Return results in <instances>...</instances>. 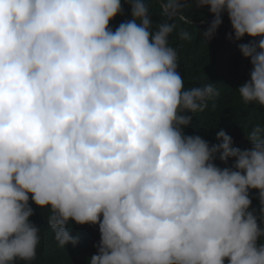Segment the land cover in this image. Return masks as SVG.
<instances>
[{
  "label": "clouds",
  "instance_id": "9594fccd",
  "mask_svg": "<svg viewBox=\"0 0 264 264\" xmlns=\"http://www.w3.org/2000/svg\"><path fill=\"white\" fill-rule=\"evenodd\" d=\"M129 3L113 32L120 0H0V264L36 257L29 194L62 248L77 243L71 221L99 225L87 264H264V128L245 150L223 130L211 147L185 135L183 113L216 86L185 90L174 25L153 32L145 0ZM196 5L214 16L205 40L225 12L235 40L260 38L240 45L252 70L238 91L264 107V0Z\"/></svg>",
  "mask_w": 264,
  "mask_h": 264
},
{
  "label": "trees",
  "instance_id": "16d2710c",
  "mask_svg": "<svg viewBox=\"0 0 264 264\" xmlns=\"http://www.w3.org/2000/svg\"><path fill=\"white\" fill-rule=\"evenodd\" d=\"M152 20L151 31H156L163 23L174 25L168 36V46L173 48L177 56V73L183 80L184 89L203 87L209 83L216 86V94L206 101V106L195 113H183L191 119L183 129L185 135H198L209 146L219 145L222 140L217 139L223 130L232 138V147L241 150L250 149L251 141L247 138L256 128H264V107L258 103H245L238 88L250 80L252 65L250 58L240 52V45L258 42L260 38L245 35L240 40L234 39V33L227 13L222 14V23L215 34L205 40L206 32L214 20L208 7L198 8L196 0H178L182 5L175 14L164 4L167 0H145ZM121 13L109 21V29L113 32L123 22L130 20L131 5L129 0H120ZM191 21V22H190ZM214 164L223 169L231 168L235 163L229 158L227 163L219 159V153L213 160ZM257 195L251 200L250 210L259 217L260 203ZM256 204V206H255ZM258 204V205H257ZM29 206L33 215L29 218L40 231L36 257L32 261H19L22 264H87L88 258L98 254L100 243L99 225L76 224L71 221L69 229L71 235L77 238V243H68L65 248L60 247L54 240V232L47 223L49 210L41 209L31 200ZM102 218V217H101ZM259 224V219H258ZM264 239V238H262ZM261 241L258 240L259 244ZM224 264H228L227 258Z\"/></svg>",
  "mask_w": 264,
  "mask_h": 264
},
{
  "label": "water",
  "instance_id": "95a60500",
  "mask_svg": "<svg viewBox=\"0 0 264 264\" xmlns=\"http://www.w3.org/2000/svg\"><path fill=\"white\" fill-rule=\"evenodd\" d=\"M166 12H167V14H170L169 11H166Z\"/></svg>",
  "mask_w": 264,
  "mask_h": 264
},
{
  "label": "bare ground",
  "instance_id": "6f19581e",
  "mask_svg": "<svg viewBox=\"0 0 264 264\" xmlns=\"http://www.w3.org/2000/svg\"><path fill=\"white\" fill-rule=\"evenodd\" d=\"M258 205V204H257ZM255 206H256V204H255ZM254 210V209H253Z\"/></svg>",
  "mask_w": 264,
  "mask_h": 264
}]
</instances>
